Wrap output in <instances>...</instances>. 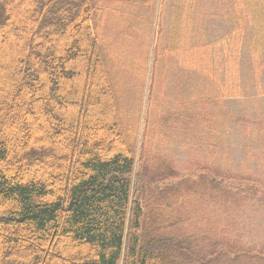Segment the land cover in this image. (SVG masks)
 Returning a JSON list of instances; mask_svg holds the SVG:
<instances>
[{
  "label": "trees",
  "instance_id": "1",
  "mask_svg": "<svg viewBox=\"0 0 264 264\" xmlns=\"http://www.w3.org/2000/svg\"><path fill=\"white\" fill-rule=\"evenodd\" d=\"M0 16V264H264V229L249 236L250 219H264V175L219 161L179 168L146 151V128L139 142L120 109L88 0H0ZM244 19L242 39L233 28L223 53L249 42ZM177 53L198 54L201 70L214 47ZM263 53L264 44L248 65L255 78ZM231 90L241 93L215 80L204 107L163 127L209 135Z\"/></svg>",
  "mask_w": 264,
  "mask_h": 264
},
{
  "label": "rangeland",
  "instance_id": "2",
  "mask_svg": "<svg viewBox=\"0 0 264 264\" xmlns=\"http://www.w3.org/2000/svg\"><path fill=\"white\" fill-rule=\"evenodd\" d=\"M135 1L139 0L130 1L132 5L136 4L132 8L112 1L109 12L118 13L97 14L93 29L107 53L103 57L105 65L108 70L112 67L110 72L117 78L120 109L130 116L131 128L139 142L146 128V151L172 159L179 168L190 163L219 161L234 172L256 171L264 175V142L260 139L264 132L257 131V124L264 123V68L257 78L248 71L250 61L260 59L258 53L264 44V0H249L247 8L241 4L244 0H196L193 7L196 11L200 9V15L205 19L203 22L179 21V17L186 16L188 0ZM234 1L235 9L232 8ZM158 14L163 16L162 23ZM236 14L239 19L245 15L244 24L248 22L251 38L248 43L244 40L242 45L239 41L235 44L240 49L237 55L234 49L223 53L224 35L233 28L235 31L240 28ZM212 22H215L214 29H211ZM170 24L175 32H178L179 24L189 25L192 42L206 41L214 47L216 73L212 82L207 76L208 71L213 74L212 62L198 74L180 66L176 41L170 45L167 41ZM157 37L160 41H156ZM153 43L159 48L156 64L151 50ZM262 59L264 61V53ZM215 80L224 85L233 80L241 93L225 92L236 98L216 102L214 107L224 113L223 118L218 119L222 123L210 127L211 137L210 133L206 136L200 132L183 133L178 128L180 124L174 130H171L172 126L168 127L169 130L163 127L171 114L186 115L204 107L199 102L208 97ZM149 91L154 96L150 105L146 101ZM250 222L253 230L249 236H261L264 219L251 218Z\"/></svg>",
  "mask_w": 264,
  "mask_h": 264
},
{
  "label": "crops",
  "instance_id": "3",
  "mask_svg": "<svg viewBox=\"0 0 264 264\" xmlns=\"http://www.w3.org/2000/svg\"><path fill=\"white\" fill-rule=\"evenodd\" d=\"M112 1L120 2V4L125 6V8H129V6H131V8H132V7H134V5H136V4L132 5L130 3L131 0H93V2H94L93 8H94V12H95V18L97 16V14H103L104 12H109L110 11L109 7H113V5L111 4ZM135 2H141V0L135 1ZM103 4H104V6L102 7ZM188 4H189V2H187V5ZM187 5H186V16L184 18L179 17V21L201 22V20H200V17H201L200 9L198 11H196V9L194 7H192L190 14H188ZM104 8H106L108 10L104 11ZM193 9H194V12H193ZM115 10H117V9H115ZM109 13L117 14L118 12L114 11V12H109ZM159 18H160V21L162 23L163 16L158 14V19ZM94 20H93V22H94ZM171 21L173 22L174 19H172ZM239 22H240V28L238 31H235V33L236 32L239 33V37L241 40L242 39L241 38V17L239 19ZM214 25H215V22H212L211 23V29H214ZM178 27H179L178 32H175V30H173L174 28H173L172 24H170L167 28V29H170L173 31L172 40L168 41V38H167L168 45H170L171 42L176 41V43H177V51L176 52H179L180 48L193 49L194 47H197L199 45L200 41H198V42H192L191 41V39H190L191 31L189 30V28H190L189 25L179 24ZM94 32H95V36L97 38V33L95 30H94ZM235 36H237V34ZM229 37H230V32L226 33L224 35V40H223V43L221 46L225 45V42ZM244 39H245V37H244ZM97 40H98V38H97ZM158 41H160V40H158ZM100 44L103 48V45L101 42H100ZM212 44L215 46V37H213V43ZM103 50H104V48H103ZM151 50L154 53V61H155L154 63L156 64L157 61L155 60V58L159 56V48L157 45L154 44V46H152ZM105 56H107V53L104 54V57ZM212 58H213V60H212V71L216 72V69L214 67V66H216L215 54H213ZM177 59H178V63H181V65H180L181 67H183L187 70L193 71L194 73L198 74V72H199V69H198L199 68L198 67L199 55L198 54H195V55L192 54L191 56H189V54L180 55L179 53H177ZM189 62L192 63L191 67H189ZM110 68L112 69V67H110Z\"/></svg>",
  "mask_w": 264,
  "mask_h": 264
}]
</instances>
